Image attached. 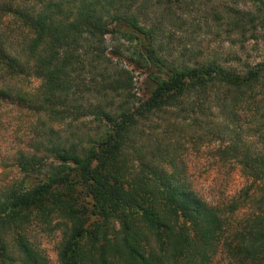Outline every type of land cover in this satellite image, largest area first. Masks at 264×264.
<instances>
[{
	"label": "trees",
	"instance_id": "trees-1",
	"mask_svg": "<svg viewBox=\"0 0 264 264\" xmlns=\"http://www.w3.org/2000/svg\"><path fill=\"white\" fill-rule=\"evenodd\" d=\"M150 14L158 22L146 25ZM184 16L264 32V0H0V104L24 105L44 126L0 190V264H49L26 235L34 218L57 219L58 264H264V59L243 72L171 59L165 25H201ZM110 36L127 50L110 49ZM114 59L144 75L138 105L132 71ZM28 77L33 93L14 83ZM44 115L93 117L98 132L65 138ZM190 126L195 143L220 140L215 153L250 181L231 200L182 176Z\"/></svg>",
	"mask_w": 264,
	"mask_h": 264
},
{
	"label": "rangeland",
	"instance_id": "rangeland-1",
	"mask_svg": "<svg viewBox=\"0 0 264 264\" xmlns=\"http://www.w3.org/2000/svg\"><path fill=\"white\" fill-rule=\"evenodd\" d=\"M184 17L189 18L190 21L198 17L201 25H186L183 29L165 25L159 39L165 46L167 45V50L172 52L171 59L190 65L217 61L227 68H233L241 72L246 70L248 65L256 64L264 59V32L260 29L251 30L242 35L237 31L228 32L226 27L219 26L214 20L212 21L211 16L208 18L209 23L203 19L201 20L200 17L202 16ZM158 19L155 14H150L148 19L144 18L142 21L146 25H153L158 22ZM106 42L110 49L119 46L126 49L128 45L123 39L112 36L107 38ZM126 53H129V51H126ZM114 62L116 66H113V70L117 69L118 66H125L132 71L135 86L134 93H137L135 102L138 105V98L140 100V98L147 96L142 82L144 75L135 70L132 65H127L125 60L116 63L117 60L114 59ZM38 82L33 77H28L15 80L14 83L24 92L33 93L38 87ZM96 95L97 93H94L89 97L93 102L103 101ZM126 98V96L115 97V105L112 110H117L118 102L124 101ZM43 117L47 118V126L60 129L62 136L65 138H72L71 132H74V130L76 136L77 132L79 136L98 132V124L93 121V117L74 120L71 119L73 116L70 115L63 122L54 121L46 115ZM154 118L157 119V116ZM38 121V115L32 113L24 105L18 106L7 102L0 104V190L18 177V170L12 165L16 150L26 146L28 142L31 143L30 138L33 131L44 132L43 124L40 121L39 124ZM142 127L145 128L141 125V129ZM146 129H148V132H152V129H155L154 124L151 129L147 126ZM161 129H158L157 132H161ZM175 130L171 133L174 139L178 136V132H175ZM199 131L202 132L203 130ZM185 134L186 139L182 138V146L184 147H180L178 150L181 162L186 164V170L182 173V176L192 182L206 198L211 201L231 200L249 184L250 181L243 175L236 161H223L215 153L216 144L220 140L195 143V139H190V134L196 135L197 133L196 129L191 126L187 128ZM138 139V145L140 146L148 143L142 135H138ZM30 215L33 218V214ZM57 223V219L47 223L42 219L34 218L26 230L28 239L46 255L49 264H58L57 250L62 231L61 228L57 227ZM217 264L232 263L221 260Z\"/></svg>",
	"mask_w": 264,
	"mask_h": 264
}]
</instances>
